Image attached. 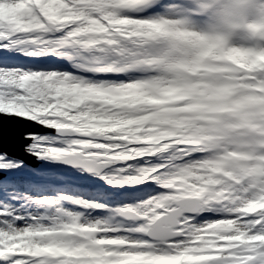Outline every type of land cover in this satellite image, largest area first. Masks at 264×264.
<instances>
[{"label": "snow or ice", "instance_id": "6c2138e0", "mask_svg": "<svg viewBox=\"0 0 264 264\" xmlns=\"http://www.w3.org/2000/svg\"><path fill=\"white\" fill-rule=\"evenodd\" d=\"M0 264H264V0H0Z\"/></svg>", "mask_w": 264, "mask_h": 264}]
</instances>
